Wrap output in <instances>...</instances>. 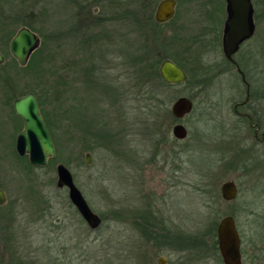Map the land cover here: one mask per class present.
Returning <instances> with one entry per match:
<instances>
[{"label":"rangeland","instance_id":"obj_1","mask_svg":"<svg viewBox=\"0 0 264 264\" xmlns=\"http://www.w3.org/2000/svg\"><path fill=\"white\" fill-rule=\"evenodd\" d=\"M112 1L8 0L6 12L0 15L5 31L12 15L41 16L36 23L40 45L29 64L20 66L9 48L1 51L0 188L7 199L0 205V264H132L129 249L122 245L139 235L130 218L134 209L145 211L148 202L167 219L156 221L164 229L166 225L174 234L204 235L202 243L189 250L146 241L150 264H160V257L166 258L162 264H213L201 260L211 252L205 233L228 214L234 216L244 238L245 264H264V142L255 140L247 120L234 111V103L245 97V85L222 63L220 45L204 48L195 43L200 29L209 25L207 8L225 6V0H177L175 16L156 30L159 41L170 35L183 37L167 51L182 62L188 79L163 89L159 98L169 110L179 96L193 99V111L180 120L188 129L184 140L172 136L175 120L172 114L161 118L164 109L157 111L151 135L146 110L136 98L137 80L128 62L121 64L118 57L121 35L127 37L130 29L119 18V2L123 6L130 0H118L115 7ZM141 1L148 8L154 2L155 14L160 0L135 3ZM260 8L261 61L248 80L251 86H261V110L256 113L261 112L263 132L264 6ZM106 16L110 19L100 25L93 21ZM88 35H99L93 40L100 44L97 49ZM93 58L97 68L107 67L104 80L111 87L90 88L95 101L85 100L89 88L81 81ZM58 79L68 81L65 88L58 86ZM30 89L39 94L52 123L56 156L44 167H31L28 157H18L15 139L23 122L2 105L4 98L15 99ZM74 99L85 103L84 112L78 110L81 105L71 110ZM105 135H110L109 142ZM86 153L91 154V163L86 162ZM60 163L71 171L101 218L97 228H90L81 217L67 189L57 187ZM229 179L238 186L232 201L220 193L221 184ZM252 253L257 255L254 262L249 258Z\"/></svg>","mask_w":264,"mask_h":264},{"label":"water","instance_id":"obj_2","mask_svg":"<svg viewBox=\"0 0 264 264\" xmlns=\"http://www.w3.org/2000/svg\"><path fill=\"white\" fill-rule=\"evenodd\" d=\"M230 9V18L226 21L227 30L224 35L223 47L225 55L231 58L238 42L252 32L251 2L250 0H226ZM177 0H160L156 6L154 18L163 23L170 20L174 14ZM40 45L39 35L27 26L20 27L9 41V51L20 66H25L31 54ZM4 55L0 51V64ZM160 77L167 84H180L188 79L183 67L170 58L163 59L158 68ZM13 110L22 122L23 128L16 136L15 150L18 155H27L29 163L34 166L44 167L49 159L56 156L55 146L49 129L40 111V106L34 92L16 97L12 102ZM171 112L176 119H182L193 109V101L187 96H179L171 104ZM172 134L182 139L187 136V129L181 123L172 127ZM86 162L91 163V154L86 153ZM58 187H65L68 197L81 217L90 228H97L101 218L91 209L83 193L76 185L71 171L62 163L56 166ZM223 199L233 200L238 194V187L234 180L224 181L220 187ZM6 195L0 188V205L6 202ZM217 237L220 254L225 264H240V236L232 215L222 217L217 226ZM165 257H160V264Z\"/></svg>","mask_w":264,"mask_h":264},{"label":"trees","instance_id":"obj_3","mask_svg":"<svg viewBox=\"0 0 264 264\" xmlns=\"http://www.w3.org/2000/svg\"><path fill=\"white\" fill-rule=\"evenodd\" d=\"M7 1L8 0L1 1L0 6H3ZM117 1L118 0L112 1L113 7H115L114 4L117 3ZM136 1L137 0H130L128 1V3L123 1V6H121L122 2H119V7H122V10L118 14L119 18L121 22L123 21V23H127L130 26V29L129 35L127 37L126 35L123 36V33L121 35L120 43L123 42V47H119L118 57L122 60L121 64L125 63V61L128 62L130 66V72H132L133 77L137 80V82H135V94L137 93L136 98L139 100L141 107L144 108L143 110H146L145 113L147 114V118L145 120L147 122V126L153 129V132L151 133V135H153L156 130L154 126L157 124L158 121V119H155L156 117H158L157 111L160 109H164L165 116L161 118L169 119L170 116H172L171 111L169 110V108H167L168 106L166 105V103L164 101L161 102L159 98V93L163 89H169L176 86L172 84H167L162 80L158 71L159 64L163 59L170 58L177 64H179L181 67H183L182 62L177 60L175 57H173V55H171L170 52L167 51L169 46H175L177 44H180L179 42H181L183 37H175L173 35H170L166 36L162 41H159L156 38V36H159V33L156 32V30L157 28L162 26V24L157 23L154 19V13H152V9L155 5L154 2L152 4V8H148V3L146 5L142 4L145 3V1H141L140 4L135 3ZM142 12L144 13V15H141ZM1 13H3L4 15V11H1L0 15H2ZM30 15L31 16H27L26 18H19V16H22V12L19 16L18 14L12 15V19H10L8 23L9 28L6 31L5 29H2L4 23L2 21V18H0V51H4L5 49L9 48L8 44L10 39L15 34L16 30L22 26H27L34 32H40V29L36 26V23L40 21L41 16H38L36 12ZM108 19L110 18H107V16L103 18L96 17V19L94 18L93 21L96 25H100ZM94 39L95 41H97L99 39V35H91L90 37L88 35L87 37L88 42L91 43V45H93L97 49L100 44L99 42H97V44H93L96 43L95 41H93ZM36 52H38V49H36L32 53L28 64L33 60L34 54H36ZM93 60L94 58L90 60L91 65H89L85 69V72L82 71L81 81L83 83H87L89 88L85 93V100L88 99L95 101V96L93 95V92H91V89L98 88L101 91H106V89L108 90L111 87L108 84L109 82H106L104 80V72L105 70H107V67L102 68V66H99L97 68L94 64H92L94 63ZM131 67L133 68L132 71ZM74 80L75 76H72L70 82H74ZM56 81L58 82V86L62 88H65V85L68 84V81L65 80L58 79ZM97 84H100V86H96ZM106 86L107 88L105 89ZM29 91L34 92V94L36 95L44 121L47 125V128L49 129L50 135L52 136V123L47 113L42 108L43 103L39 94L34 89L27 90L26 92ZM13 99L14 98L12 96L8 97L10 109L13 112V115L20 121H22L21 118L17 116L13 110ZM77 105H81V108H83L78 109L80 110V113L84 112L85 108H87L85 107V103L81 104L78 102V100L76 102V100L74 99V102L71 105V110L74 111V108H76ZM104 139H107L106 141L109 142L110 135H105ZM18 157L23 158V156L20 155H18ZM24 157L27 158V155H24ZM29 166L32 167L34 165H31L29 163ZM144 212L145 211H143V214H145ZM132 217L133 218H130V220L132 221V224L135 226V228L139 231V235L132 238L131 242L122 245V247H126L129 249V253L131 256L130 261H132V264H150V260L147 258L148 252L145 249L146 241L152 240L160 244V246H167L171 243V245L175 244L179 247H195L202 243L200 240H202V237L204 235L199 236L193 233L179 232L174 234L169 230L170 228L168 226L165 225L164 229L156 222V220H148L145 215H142V211H135ZM216 224L211 226L209 231L205 233L209 236L210 239H214ZM124 251L121 253H126Z\"/></svg>","mask_w":264,"mask_h":264},{"label":"flooded vegetation","instance_id":"obj_4","mask_svg":"<svg viewBox=\"0 0 264 264\" xmlns=\"http://www.w3.org/2000/svg\"><path fill=\"white\" fill-rule=\"evenodd\" d=\"M250 2H251V10H252L251 11L252 32L250 36L242 38L238 42L235 52L231 54V58H228L225 55L224 47H223L224 35L227 30L226 21L230 18V9L228 7L226 0H225V3H226L225 6H222V5L221 6H210L207 8L206 14H208V19L210 20L208 21L209 25L208 27H203L202 29H200L196 37V43L199 47L201 46L204 48H206L208 45H212L214 48L217 45H220L223 56H224V61L222 63L227 65V67H229V70H232L233 72H235L236 74L240 76L242 83L245 85V97L242 101L234 103L233 108H234L236 115L239 118H241L242 120H247V123L249 124L250 128H252L254 131L255 140L258 141L259 144H261V142H264V131L261 132V126H262L261 112L259 111V113H256L257 108L261 110V86H257V87L251 86L248 80V76L251 73H256L258 71L259 62L261 61V8L260 6L261 5L264 6V0H250ZM6 3L7 2H5V4ZM5 4L3 6H0V12L1 11L6 12ZM175 14H176V9H175ZM166 22H163L161 24H164ZM191 100L193 101L192 98ZM2 105L8 108L9 106L8 97L4 98V100L2 101ZM240 107L245 108V111H239ZM193 108H194V101H193ZM173 119L175 120V123L172 125V127L176 123H181L180 122L181 119H176L174 116H173ZM185 128L187 129L186 126ZM172 136L177 140H184L188 136V129H187V136L185 138L178 139L173 134ZM227 201H232V200H227ZM147 204L148 205H146V210L144 212L145 214H143L142 212V215H145L148 220H152V221H155V220L156 221L158 220L167 221V219L159 216L158 213L155 212L150 202H148ZM218 223H217V226H218ZM235 224H236V228L238 230L239 236H240V254H241L240 264H245L247 254L244 248V238L241 236L236 220H235ZM217 226H216L215 233H214V239H210L212 241V242L210 241L211 245L208 243L210 245L211 252L209 251L210 252L209 255L205 254L202 256L201 258L202 262H206L207 260H209V261H212L213 264H225L220 254V250H219L218 237H217ZM186 248L187 250H189L190 248H194V247H186ZM184 249L185 247H182V250ZM260 253H261V248L259 250V254ZM256 257L257 255L253 253L249 255L251 262H254ZM247 264H252V263H247ZM259 264H261V261H259Z\"/></svg>","mask_w":264,"mask_h":264},{"label":"bare ground","instance_id":"obj_5","mask_svg":"<svg viewBox=\"0 0 264 264\" xmlns=\"http://www.w3.org/2000/svg\"><path fill=\"white\" fill-rule=\"evenodd\" d=\"M18 116V115H17Z\"/></svg>","mask_w":264,"mask_h":264}]
</instances>
